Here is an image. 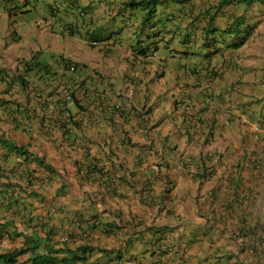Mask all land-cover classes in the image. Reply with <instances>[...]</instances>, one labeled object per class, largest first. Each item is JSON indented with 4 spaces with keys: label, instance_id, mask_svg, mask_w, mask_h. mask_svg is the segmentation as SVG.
<instances>
[{
    "label": "crops",
    "instance_id": "obj_1",
    "mask_svg": "<svg viewBox=\"0 0 264 264\" xmlns=\"http://www.w3.org/2000/svg\"><path fill=\"white\" fill-rule=\"evenodd\" d=\"M230 9L229 17L242 15L253 26L252 33L237 50H223L206 61L198 57V62L219 64L221 77L210 79L203 73L190 78L182 62L168 73L186 86L178 94V114L175 89L162 87L167 77L155 81V70L144 67L131 74V82L122 72L116 78L124 85L114 84L104 68L117 69L111 61L99 59L93 64L102 75L97 89L111 88L117 94L125 89L127 119L113 115L107 105H94L78 116L79 127L66 139L56 116L48 113L41 121L39 100L32 96L28 107H37L39 118L32 124L21 121L18 130L6 120V136L45 156L56 172L40 186L45 202L36 203L39 211L56 209L53 220L75 229L77 238L70 248H97L89 255L92 263L106 264L101 251H116L112 257H117L120 249L124 263L136 264H249L251 247L256 255H264V0L246 9ZM223 20H218L219 28L228 25ZM67 54L76 59L73 52ZM23 56L9 49L2 52L1 61L16 64ZM129 57L128 51H121L119 60ZM221 91L232 93L227 100L231 103L213 102ZM2 95L10 100L5 108L24 106L22 91L3 87ZM158 97V106L147 112L145 105ZM189 110L201 121L190 118ZM256 122L262 124L260 138L253 133ZM202 155L215 160L213 174L205 181L182 171L183 160ZM255 160L261 161L262 169L253 167ZM95 168L101 174L91 172ZM146 188L150 191L144 192Z\"/></svg>",
    "mask_w": 264,
    "mask_h": 264
},
{
    "label": "trees",
    "instance_id": "obj_2",
    "mask_svg": "<svg viewBox=\"0 0 264 264\" xmlns=\"http://www.w3.org/2000/svg\"><path fill=\"white\" fill-rule=\"evenodd\" d=\"M17 1L2 0L0 4L12 6ZM257 1L44 0L40 8L37 7L39 4L37 1L26 0L28 3L21 4L22 7L29 8L26 12L48 10V13L43 15L52 19L55 30L60 35V42L64 46H77L74 39L92 44L93 41H108L113 37H116L114 39L116 44L122 45L124 39L122 34L126 33L125 29H134L129 33L136 43L132 49L135 57L132 61L135 62L137 58H149L160 50L161 53L155 55L159 58L157 63H166L170 58L167 56L171 53H179L181 48L185 52H183L184 55H193L190 54L189 48L194 50L199 42L205 49L211 50L212 46H217L214 47L217 52L227 48L235 50L241 48L248 40V37L241 36L246 22L242 15L233 14L230 18L229 10L242 6L246 9ZM98 15H105L104 23L97 19ZM220 18L228 24L224 28L217 26ZM226 19L228 21H225ZM129 24L136 27L130 28ZM108 27H116V29L107 31ZM97 33H100L99 37ZM67 53L65 49V55L59 57L57 67L49 63L37 64L36 67L42 64L43 66L34 73V76L37 74L39 81L47 83L40 87L39 101L36 102L37 107L40 106L43 110V121L49 117L50 113L47 114V111L52 103V97L58 99V103H60L59 98H62L59 110H56L55 121L61 124L63 136L70 139L71 129L79 127V122L75 117L86 110L78 95L84 89L88 93L91 86L89 87V77H82V74L78 77V73L73 72L80 64L74 62ZM105 53L110 54L108 50ZM204 57H210V51L205 53ZM212 75L218 77L219 74L213 72ZM29 87L30 82L25 83L24 88ZM60 87H63L62 91L64 89L67 91L66 96H61ZM231 94L230 91L218 92L213 97V102L224 101L227 97H231ZM70 100H73L71 108L66 106ZM34 109L33 106L22 108L17 105L9 111L16 128L23 126L22 118L27 121L35 118ZM117 112H120L124 119L129 117L127 112L121 110ZM6 135L5 132H0V246L6 240L13 244L20 243L21 239L22 242L13 252L0 253V264H17V255L25 253L30 255L24 264H94L90 261L89 255L94 254L97 248L88 244H81L75 249L70 248L69 244L74 243L77 238L74 233L75 229L66 228V224L62 222V224H55L50 211L46 217L37 214L36 203L44 204L45 202L40 186L45 180L49 182L50 176L55 173L54 168L46 162L44 157L32 152L27 146L17 144ZM32 163H36L37 167L32 168ZM182 163L184 172L189 173L195 180L205 181L213 174L210 157L201 156L199 159L183 160ZM91 172L101 174L100 169L97 168L92 169ZM143 191L149 192L150 189L146 188ZM114 194L124 197L115 191ZM148 197L150 195L146 196V200ZM51 210L57 211L53 208ZM46 218L50 221L45 222ZM98 226L99 224L94 225L91 229ZM111 232V229L105 231L107 234ZM58 235L65 238L60 241L61 243L56 240ZM158 235H161L160 232ZM169 250L171 248H167V251ZM101 252L106 255L108 262L106 264H125L122 262L123 251L121 249L118 250L117 257H112L116 251L102 250Z\"/></svg>",
    "mask_w": 264,
    "mask_h": 264
},
{
    "label": "clouds",
    "instance_id": "obj_3",
    "mask_svg": "<svg viewBox=\"0 0 264 264\" xmlns=\"http://www.w3.org/2000/svg\"><path fill=\"white\" fill-rule=\"evenodd\" d=\"M2 1V0H0ZM30 1H37L39 2L38 6L40 8V4L44 0H30ZM21 3H28L26 0H18L16 4H13L12 6H5L0 4V45L3 46V49L0 50V132H6V125L9 123L6 122V120H9L12 122L13 117L10 118L9 111H11L13 108L10 106H7L5 108L6 104L10 103V100H6L3 95H2V88H6L7 90L15 93L23 92L25 98L22 101V104H24L23 107H28L31 100L32 96H34L36 99H39V92H40V87L43 85H46L47 83H42L41 81L38 80V75L36 74L34 76V73L42 69V66L44 63H49V65H54L58 66V59L61 56L65 55V49L68 52H73L74 56L76 59L73 57H70L71 59L74 60V62L80 64L78 69L77 67L73 70V72L78 73V77H89L90 79L88 80L89 87L91 86L90 92L86 93L85 89L79 93V97L82 99L84 106L86 107V110L83 111L86 114L89 109H91V106L95 105V108L100 105H107L106 107L110 110H112L113 115L120 114V112H117L118 110L124 111V106L126 103L124 102V92L125 89H122L119 91V94L114 92L111 88H109L108 91H101L97 89V81L98 77L101 78L99 75H101L100 71H96L95 68L93 67V64H99V59H101L102 63L108 64L110 61L114 64L115 68L117 69L116 72L113 70H106L104 68V71H106L108 74L105 75L106 78L112 80L115 79L114 84L118 82V79L116 77H119L120 73H124L123 78H125V81H130L131 82V74L139 71L140 69L144 67H153V70H155V81L157 80H162L167 77L165 85H162V87L167 90L174 88L175 95H177L175 99V104H176V110L175 112L177 113V108L179 104V93H182V89H184L185 83L183 84L182 81H177L174 79L172 76H167L168 73L172 70L171 66H173L174 69L176 67L173 65L174 62L181 63L182 61V71L185 72L188 75H191L190 78H198L200 75L203 73L206 75H209L210 79H216L218 78L217 76L212 75L213 72L218 73L221 77V68L219 67V64H215L214 66L208 62H198V57L202 55V59L206 61V59H213L217 55H221V52H217L214 47L217 46H212L213 48L210 50L209 48L205 49L201 46V42H199V45L197 48L190 49L191 52L190 54L193 55H184V51L181 48L179 50V53H171L167 57H170L166 63H157L159 60L158 57L155 55L157 53H161L160 50L154 55L149 58H137L135 62L132 60L135 58L132 53V49L135 47L136 43L134 39L132 38L130 32H132L134 29H125V34H122L124 39L122 40L123 43L121 44H116L114 39L116 37H113L111 40L108 41H100L96 42L93 41L92 44H89L88 42H84L80 39H74V43H76L77 46L75 45H63L60 42V37L56 38L55 36L58 35V32L55 30V26L53 24L52 19L45 17L43 14H47L48 10H43L40 12V10H34L33 12H26L29 10L28 7H22ZM25 13H31L32 17L29 18V20H25L23 18H20V15L25 14ZM6 16V18L4 17ZM7 19V20H6ZM3 21V23L1 22ZM20 28L17 29V28ZM129 27H136V26H131L129 24ZM115 30V29H114ZM12 37H9V36ZM7 48V49H6ZM11 49L12 52H19L23 54L24 56L20 58L19 61L16 62V64H6L1 61V54L3 51H8ZM108 50L110 54L107 55L105 51ZM225 50H230V48H227ZM125 52L128 51L130 53V57L120 61L119 60V55L120 52ZM210 51V57L205 58L204 55L205 53H209ZM184 52V53H183ZM155 53V51L153 52ZM87 54H90L91 57H88ZM197 54V56H195ZM152 55V54H151ZM99 56V57H97ZM180 56V57H178ZM109 57V58H107ZM165 57V55L163 56ZM155 58V61L154 59ZM85 62L87 63H84ZM188 60L192 61V64ZM171 63H170V62ZM41 66L36 67L37 64H41ZM189 63V64H187ZM147 64H154V65H149L146 66ZM196 64V65H195ZM200 66V67H199ZM27 67L29 69H27ZM77 69V70H76ZM102 76V75H101ZM196 76V77H194ZM207 77V76H206ZM79 80V79H78ZM102 81V79H101ZM30 82V87L28 89L24 88L25 83ZM119 84L124 83L122 81L118 82ZM187 86H190L191 83H186ZM63 87L59 88V93H62V97L66 96L67 91L64 89L62 91ZM138 93H143L145 95V91L138 90ZM147 99L150 101V95H148ZM231 99V97H227L224 101H221L217 104L219 105H225L227 103H231V101H227ZM161 100V98L158 97V99L155 101L153 104H146L145 107L147 108V112H150L152 109L154 110L157 106L158 103ZM148 101V102H149ZM58 99L52 97V103L49 106V110L47 111V114L50 113L54 116H57L56 110H59V105H61L62 98ZM215 103V102H214ZM19 105V103H15ZM26 104V105H25ZM75 104V102H74ZM67 107L71 108L73 107V100H70L67 105ZM22 107V108H23ZM40 112L43 114L42 108L39 106ZM35 110V118H39L38 116V111L37 107L34 109ZM7 111V112H6ZM83 112H80V114ZM125 112V111H124ZM111 113V114H112ZM138 111L135 110V114H137ZM79 114V115H80ZM178 114V113H177ZM183 114V113H182ZM231 114V113H229ZM75 117V119L78 120V116ZM8 116L9 118H6ZM122 117V116H121ZM247 121V119H244ZM41 121L43 122V115L41 118ZM22 122L25 123H30L32 122L27 121L22 118ZM11 125H14V128H16L15 123L12 122ZM61 127V126H60ZM62 129V128H61ZM254 129V134L257 138H260V135L262 133V124L260 122L254 123L253 126ZM11 130V128H10ZM63 132V131H62ZM71 135V134H70ZM9 138V137H8ZM65 138V137H64ZM12 140V139H11ZM13 141V140H12ZM15 142V141H14ZM25 146V145H23ZM31 150V149H30ZM40 155V154H38ZM41 156V155H40ZM205 156L206 155H202ZM45 158L46 162L47 159L45 156H42ZM208 157V156H207ZM211 162H215L213 158H211ZM48 163V162H47ZM49 164V163H48ZM37 167L36 163H32V168ZM253 167L255 169H262L263 165L260 160H255L253 162ZM156 170H158V167L156 166ZM166 170L169 171L168 164L165 166ZM182 171L184 172V168L182 166ZM40 174V173H39ZM56 172L50 176V180L52 177H54ZM41 177V176H40ZM48 180H45L41 185L47 183ZM41 204H38V206ZM37 206V205H36ZM37 206V207H38ZM48 211H50V215L52 217L53 211L51 208L48 206L47 211H37L38 215L40 216H47ZM39 212L41 214H39ZM49 220L48 218L45 219V222ZM50 221V220H49ZM56 224V222H55ZM58 224V223H57ZM65 238H61L59 235L56 236V240L60 241L64 240ZM8 241V240H6ZM5 241V242H6ZM4 242V243H5ZM11 245L15 246V249L18 248L21 245L22 239L20 240V243L13 244L10 241H8ZM3 243V244H4ZM3 246V245H2ZM5 246V245H4ZM1 247V246H0ZM14 249V250H15ZM12 251H2L3 252H13ZM249 251L252 253L254 252L253 247L249 249ZM27 255V258L25 260H20L19 258L22 256ZM29 253H25L22 255H17V264H24L28 258H29ZM21 257V258H22ZM123 262V261H122ZM124 263V262H123ZM131 263V261H127L125 264Z\"/></svg>",
    "mask_w": 264,
    "mask_h": 264
},
{
    "label": "rangeland",
    "instance_id": "obj_4",
    "mask_svg": "<svg viewBox=\"0 0 264 264\" xmlns=\"http://www.w3.org/2000/svg\"><path fill=\"white\" fill-rule=\"evenodd\" d=\"M5 18H6V16H4ZM30 17H32V15H31V13H25V14H22V15H20V18H23V19H25V20H29V18ZM104 17H105V15H98V17H97V19H99V20H101L102 21V23H104ZM7 20V19H6ZM2 23H3V21H1ZM243 27H245V30L242 28V31H243V33L241 34V36H246V37H249L250 35H251V33H252V29H253V26H249V24L248 23H246V25H244ZM17 29H19L20 30V28L18 27ZM107 29V31H109V30H111V29H116V27H108V28H106ZM246 33V34H245ZM97 37H99L100 36V33L98 34L97 33ZM9 37H12L11 35L9 36ZM56 38H58V37H60V35L58 34V35H56L55 36ZM229 41H231V40H229ZM7 49V48H6ZM87 56L88 57H91V55L90 54H87ZM97 57H99V56H97ZM189 62H190V64H192V61L191 60H188ZM182 62V61H181ZM149 65H154V64H147L146 66H149ZM174 66H178V62H174V64H173ZM196 65V64H195ZM200 67V66H199ZM150 68H153V67H150ZM171 68H172V70H175L174 68H173V66H171ZM234 83V82H233ZM231 85V84H230ZM191 110H189V117L190 118H194L196 121H201V119H202V117H200V116H196V113L195 112H193L192 114H191V112H190ZM204 118H206L205 116H204ZM41 186H43V185H41ZM38 211H39V209H38ZM42 211H44V210H42ZM41 212V211H40ZM254 242H256V241H254ZM5 245V246H4ZM249 245H252V244H249ZM15 249V246L14 245H11L8 241H6L4 244H3V246H1L0 247V253H2V251H12V250H14ZM253 249H254V251H256V249L253 247ZM249 254H250V256H248V257H246V259L248 260V261H250V263L249 264H251V262L252 263H255V264H264V255H256L255 254V252L254 253H250L249 252ZM22 257V256H21ZM19 258L20 260H25L26 258H27V255H25V256H23L22 258Z\"/></svg>",
    "mask_w": 264,
    "mask_h": 264
}]
</instances>
